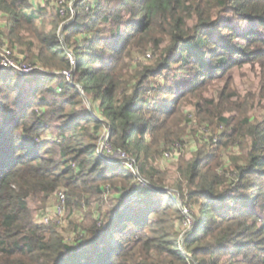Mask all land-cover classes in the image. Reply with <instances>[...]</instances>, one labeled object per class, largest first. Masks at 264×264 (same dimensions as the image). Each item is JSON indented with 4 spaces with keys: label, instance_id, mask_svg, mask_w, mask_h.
Segmentation results:
<instances>
[{
    "label": "trees",
    "instance_id": "obj_1",
    "mask_svg": "<svg viewBox=\"0 0 264 264\" xmlns=\"http://www.w3.org/2000/svg\"><path fill=\"white\" fill-rule=\"evenodd\" d=\"M76 11L64 28L83 35L71 50L73 83L61 73L19 76L0 67V264H264L262 128L244 127L247 120L232 128L223 97L211 98L209 116L249 141L233 176L218 174L214 154L233 144L231 134L179 167L172 186L152 167L162 147L182 136L170 130L186 95L243 65H257L264 84V0H79ZM0 12L10 14V36L29 33L39 45L33 65L71 68L59 10L0 0ZM133 53L151 64L134 65L126 84L117 73ZM111 155L125 158L110 162ZM60 191L68 209H89L72 226V242L36 219ZM181 208L193 220L183 237Z\"/></svg>",
    "mask_w": 264,
    "mask_h": 264
},
{
    "label": "rangeland",
    "instance_id": "obj_2",
    "mask_svg": "<svg viewBox=\"0 0 264 264\" xmlns=\"http://www.w3.org/2000/svg\"><path fill=\"white\" fill-rule=\"evenodd\" d=\"M29 4L34 9L45 8L47 12L55 13L58 10L62 11L60 13L61 19L64 20L63 24L59 29V40L63 45L65 43H70V48H66L65 52L68 55L70 62V69L66 70L69 72V81L73 83L75 80L76 73V56L72 53V49L80 41L83 35H66L64 33V28L69 27L74 21L76 16V5L79 0H27ZM201 4L206 0H200ZM81 7L79 6L78 9ZM10 26V14L7 12H0V56H2L3 48L8 49L11 52L12 58L21 64L35 66V70L40 73H61L64 71L46 69L41 63L33 65L30 62L29 57H34L39 51V45L37 43L32 44V38L29 33L20 32L18 35L14 34L10 36L8 33ZM40 31L39 28H37ZM46 30H50L47 27ZM33 42V41H32ZM33 45V46H32ZM149 55L142 56L133 53L131 60L128 62L124 61L120 65V70L118 75L123 74V82L126 84L131 82V79L135 75V67L140 63L148 64L146 60H149ZM153 62V61H152ZM151 64V62L149 63ZM135 67L133 68V66ZM18 74V73H17ZM19 75V74H18ZM180 84H183L184 80L179 78ZM157 84L160 86L164 85L163 76L157 79ZM55 84H53L54 86ZM79 92L84 98L87 107H89L90 102L83 94L81 88ZM152 98L154 93L149 94ZM223 97L221 102L225 103L221 107L225 110V116L232 119V128L235 127L238 130L241 126L243 120L246 121L247 127L250 124H255L256 127L264 128V84L262 83V77L260 76V69L257 65H243L238 66L225 74H220L217 78L209 81L205 86L199 87L197 92L192 96L186 95L185 101L183 102L182 112L176 118L172 119L170 131H182V136L177 141H172L171 144H166L162 147L160 156L153 163L154 167L159 172V177L164 179L168 186H172L178 181L179 178V167L183 166L187 160L195 158L198 156L199 152L208 153L206 147L209 150H214L219 147L218 142L221 140L225 142L227 137L219 138L220 135H232L233 144L228 145V148H220L214 152L217 162L222 166L217 170L218 174L225 175V177L230 178L233 176V164L241 160L243 156V151L248 148V140L241 141V132L231 133V128H226L217 118H212L209 116L213 112V109L205 107V101H210L211 98ZM229 98V104H226V100ZM199 104L204 106V112L200 114L195 112V105ZM231 109V110H230ZM206 110V111H205ZM221 112V111H219ZM209 113V114H208ZM213 114V113H212ZM234 122V123H233ZM176 125V126H175ZM169 131V132H170ZM171 134V133H170ZM170 136V135H169ZM52 136L47 133L43 138L50 139ZM235 139V140H234ZM102 143V142H101ZM100 143V145H101ZM168 152L171 154L169 159L164 158V153ZM107 157L106 159L111 161H123L122 156ZM112 162V161H111ZM107 195L104 197V201H107ZM57 202V194L54 195L46 204H43L41 208L37 210L36 219H39L45 213L49 212ZM106 206V205H105ZM103 207L102 212L106 210ZM182 213L187 216L185 221V227L181 231V237L186 234V231L190 229L193 223L192 217H190L188 211L185 208H181ZM89 212L87 206H82L81 208L68 209L65 207L63 215L58 218H51L47 226L55 224L65 240L72 242L75 239V232L72 229L74 224H82L84 217ZM187 228V229H186ZM185 229V230H184ZM185 254V253H184Z\"/></svg>",
    "mask_w": 264,
    "mask_h": 264
},
{
    "label": "built area",
    "instance_id": "obj_3",
    "mask_svg": "<svg viewBox=\"0 0 264 264\" xmlns=\"http://www.w3.org/2000/svg\"><path fill=\"white\" fill-rule=\"evenodd\" d=\"M60 13H63V12L60 11ZM2 50H3V53H2V56H0V67L2 69H5V70L10 69L12 71H15L16 73L19 74V76L28 75L36 69L35 66L25 65V64H21L19 62H16L12 58L11 52L8 49L3 48ZM61 74L63 76H65V79L67 81H69V72L68 71L61 72ZM108 136H109V132H106V134L103 138V141L100 145V149H101L100 151H103L106 148L105 142H106ZM163 155H164L165 159H169L171 157V154L168 152H165ZM114 156H122V155H114ZM122 157L124 160L125 157L124 156H122ZM111 161L115 162L116 160L112 159ZM125 166L130 170V172L134 176L138 175V171H137L136 166H134L131 162L126 160ZM142 183L144 184V182H142ZM65 207H66V196H65V193L63 191H60L57 193V202H56L55 206L49 211L51 213H48V211H47V213H45L43 216H41L39 219H37L38 223L42 224V225H47L50 222L51 218H55V219L60 218L64 213Z\"/></svg>",
    "mask_w": 264,
    "mask_h": 264
}]
</instances>
